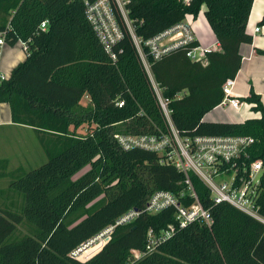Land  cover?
I'll return each instance as SVG.
<instances>
[{
  "label": "trees",
  "instance_id": "obj_1",
  "mask_svg": "<svg viewBox=\"0 0 264 264\" xmlns=\"http://www.w3.org/2000/svg\"><path fill=\"white\" fill-rule=\"evenodd\" d=\"M130 1V19L144 40L187 16L197 18L205 8L220 50L211 52L206 64L192 62L185 50L174 51L153 62V75L171 100L174 124L183 135L251 136L256 139L254 158L264 159V106L254 92L244 102L260 117L243 123L204 120L221 105L226 81L242 68L241 48L253 42L247 25L255 0H193L189 6L181 0ZM0 4L10 16L0 24V32L8 30L6 43L31 40L27 59L0 85V105H10L13 124L37 133L48 158L39 168H18L11 175L9 187L23 194L24 204L21 212L0 209V264H264V222L228 203L216 204L193 175L199 199L213 215L211 227L190 224L148 252L149 231L173 224V210L142 212L134 222L116 227L111 240L89 260L73 257L127 212L144 211L155 192L179 196L186 189L185 176L161 164L156 153L124 151L115 139L118 133L165 131L150 79L127 30L114 48V60L99 43L81 0ZM46 20L49 28L41 31ZM118 101L125 105L118 107ZM84 125L89 132L82 135L78 130ZM1 162L6 168L8 161ZM7 174L0 172V177ZM258 207L264 219V176ZM23 222L33 235L8 241ZM134 251L145 254L136 259Z\"/></svg>",
  "mask_w": 264,
  "mask_h": 264
},
{
  "label": "built area",
  "instance_id": "obj_2",
  "mask_svg": "<svg viewBox=\"0 0 264 264\" xmlns=\"http://www.w3.org/2000/svg\"><path fill=\"white\" fill-rule=\"evenodd\" d=\"M81 1L85 7L86 18L99 43L114 60V48L124 39L126 30L129 32L164 117L165 131L154 135L118 133L115 135L117 143L124 151L141 149L156 153L161 164L173 166L184 174L186 189L179 196L168 191L155 192L149 198L144 211L132 209L127 212L114 225L107 227L71 255L80 260V255L91 248V251L97 249L93 254L95 256L111 240L116 227L134 222L142 212L156 215L173 210V224L160 232L153 229L149 231L148 252L156 250L157 246L171 239L178 229L190 224L202 222L211 227L214 223L211 210L202 205L190 175L197 177L207 187L216 204L228 203L264 222L258 207L264 176V159L254 158L256 139L251 136L183 135L174 124L171 100L165 96L164 88L152 72L153 62L177 50H185L187 58L192 62L206 64L208 55L219 51L220 44L213 48L200 45L191 24L185 20L151 39L144 40L137 35L130 19V0ZM181 2L189 6L193 0ZM49 24L48 20L42 22L40 30L47 31ZM256 32H260V28H256ZM7 34L8 30L0 32V55L2 47L7 44ZM19 42L29 54L31 40ZM8 79L0 73V85ZM235 85L236 78L226 81L221 105L240 111L245 102L234 94ZM181 96L182 94H179V97ZM124 105V101L117 102L120 108ZM188 199L191 203L186 205L185 201ZM144 254L134 251L136 259H140Z\"/></svg>",
  "mask_w": 264,
  "mask_h": 264
},
{
  "label": "rangeland",
  "instance_id": "obj_3",
  "mask_svg": "<svg viewBox=\"0 0 264 264\" xmlns=\"http://www.w3.org/2000/svg\"><path fill=\"white\" fill-rule=\"evenodd\" d=\"M7 6L0 4V24L7 23L10 19L7 10ZM253 9L258 12L264 9V0H255ZM19 52L24 59H27L28 54L22 48L21 42L16 43L15 45L6 44L1 49V65L6 64L9 60L10 53ZM23 60V62L25 61ZM22 62V63H23ZM0 72L1 69H0ZM8 75V74H6ZM5 75V76H6ZM10 78L9 76H6ZM88 104V99H83V102ZM246 104V102H245ZM244 104V106H245ZM242 107L240 111H233L231 106H220V108L213 113L211 116H220L225 119L236 118L238 114L240 117H244L242 113L247 111L246 107ZM78 132L80 134H86L89 132L88 126L81 127ZM37 133L33 130L26 129L19 126H2L0 127V160H7L8 165L6 168L3 167L4 163H0V172L2 174L8 173L6 176L3 175L0 177V209L13 210L15 212H21L24 204L23 194L11 190L9 187L10 179L12 174H17L18 168H24L26 171H31L33 169L39 168L48 161V158L41 146ZM89 167L81 170L75 178H79L83 175ZM14 174V175H15ZM33 235L32 229L28 223L23 222L20 224L8 241L22 238L24 236ZM97 249L91 251V248H88L87 251L80 255L81 261H87L93 257L94 252ZM89 251H91L89 253Z\"/></svg>",
  "mask_w": 264,
  "mask_h": 264
},
{
  "label": "crops",
  "instance_id": "obj_4",
  "mask_svg": "<svg viewBox=\"0 0 264 264\" xmlns=\"http://www.w3.org/2000/svg\"><path fill=\"white\" fill-rule=\"evenodd\" d=\"M263 19L264 9L258 12L252 9L247 25V33L252 36L253 42L252 44L243 45L241 48V54L243 58L242 68L236 76L234 94L244 101L251 96L252 92H254L260 97L261 103L264 106V54L258 52V50L264 52V25H259ZM185 21L191 24L200 45L212 48L219 46L216 35L214 34L206 19L205 8L197 18H194L193 16H187ZM256 28H260V32H256ZM8 56L10 57L8 62L3 64V66H0L2 71L0 73L4 75L8 74L6 76L10 77L13 70L25 59L19 54V52L10 53ZM85 99L88 98L86 97ZM82 104L86 105L85 101H82ZM244 107L247 108V111L242 113L244 117H240V114H238L237 117L233 119H225L221 118L220 116H211V113L220 108L219 106L212 112L208 113L204 120L207 122L243 123L248 119L260 117L259 114L252 112L251 105L246 103ZM232 110L237 112L233 108ZM2 126H18L12 123L11 108L9 104L0 105V127ZM19 127L33 130L29 127Z\"/></svg>",
  "mask_w": 264,
  "mask_h": 264
}]
</instances>
